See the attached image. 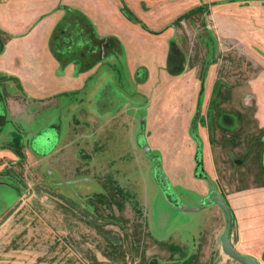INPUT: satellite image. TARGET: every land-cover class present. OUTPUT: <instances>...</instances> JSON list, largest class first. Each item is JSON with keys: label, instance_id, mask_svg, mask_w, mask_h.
Returning <instances> with one entry per match:
<instances>
[{"label": "rangeland", "instance_id": "obj_1", "mask_svg": "<svg viewBox=\"0 0 264 264\" xmlns=\"http://www.w3.org/2000/svg\"><path fill=\"white\" fill-rule=\"evenodd\" d=\"M214 194L264 264V0H0V264H242Z\"/></svg>", "mask_w": 264, "mask_h": 264}, {"label": "water", "instance_id": "obj_2", "mask_svg": "<svg viewBox=\"0 0 264 264\" xmlns=\"http://www.w3.org/2000/svg\"><path fill=\"white\" fill-rule=\"evenodd\" d=\"M161 180L163 183H165V178L162 174H161ZM212 200L214 203L218 204L222 208L226 216V227L224 234L221 237L222 246L226 254H228L231 258L239 261L242 264H260L257 259H255L252 256L241 253L233 245L231 240L232 229H233V214L226 200L219 194H214Z\"/></svg>", "mask_w": 264, "mask_h": 264}]
</instances>
